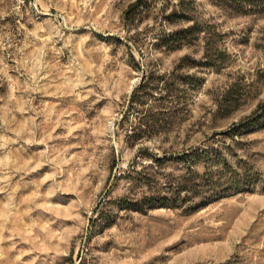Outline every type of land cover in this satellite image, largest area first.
I'll use <instances>...</instances> for the list:
<instances>
[{
    "label": "rangeland",
    "instance_id": "obj_1",
    "mask_svg": "<svg viewBox=\"0 0 264 264\" xmlns=\"http://www.w3.org/2000/svg\"><path fill=\"white\" fill-rule=\"evenodd\" d=\"M132 1L0 0V264H264V130L238 150L262 175L256 190L190 214L114 211L111 226L87 229L102 197L128 193L119 178L128 165L149 162L138 146L160 155L198 144L264 97V13L228 15L193 0L194 15L223 34L225 63L181 69L201 85L178 105L155 91L130 108L143 71L167 74L203 51L201 39L173 51L154 45L189 24L163 18L178 0L151 1L128 28L121 16ZM233 84L239 105L222 117L217 101ZM174 111L182 123L171 124ZM149 114L164 131L128 146L125 135Z\"/></svg>",
    "mask_w": 264,
    "mask_h": 264
},
{
    "label": "trees",
    "instance_id": "obj_2",
    "mask_svg": "<svg viewBox=\"0 0 264 264\" xmlns=\"http://www.w3.org/2000/svg\"><path fill=\"white\" fill-rule=\"evenodd\" d=\"M151 1L133 0L122 12V21L126 27L135 26L145 17L143 10H148ZM228 15L258 16L264 13V0H208ZM166 6V5H165ZM165 6L162 7L165 10ZM166 23H189L184 27L158 34L154 45L173 51L183 46L195 45L203 41L202 54L199 60L183 55L179 62L167 74H154L143 71L139 83L132 89L128 104L130 108L142 107L148 98L155 99L153 92H163L157 100L174 99L175 105L181 103V92L195 90L201 85V78L188 73H179L183 68L194 67L217 69L223 66L227 57L226 50L221 47L223 34L208 22L194 15L193 0H178L172 3L171 10L163 15ZM184 65V66H182ZM264 78V77H263ZM233 84V96L230 88L225 90L217 101V108L222 109V117L227 116L238 107L239 91ZM233 97V100L231 99ZM147 120L139 121V126L125 135L126 144L133 147L136 143L150 140L158 136L161 128L154 114L147 115ZM171 124L184 121L177 117L175 111ZM122 120V118H121ZM120 120V121H121ZM117 123L116 125H120ZM169 124L168 122H165ZM143 126V127H141ZM264 130V97L255 108L224 129L213 130L206 134L198 144L186 145L176 150L163 151L158 155H145L147 147H137L136 157H146L149 162L136 168L132 162L119 178L129 183V191L114 199H102L97 203L89 218L87 229L92 232L96 227L103 229L111 226L120 212H138L145 214L149 210L165 208L190 214L233 194L256 190L262 183V175L249 162L238 154L246 142L242 139L247 135ZM189 137V136H188ZM175 146L178 145L175 139ZM168 169V170H166ZM141 190L140 194L135 191ZM104 199V200H103ZM98 225V226H97ZM93 229V230H92Z\"/></svg>",
    "mask_w": 264,
    "mask_h": 264
}]
</instances>
